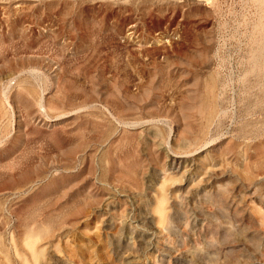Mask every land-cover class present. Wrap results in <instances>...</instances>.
I'll use <instances>...</instances> for the list:
<instances>
[{"label":"rangeland","instance_id":"1","mask_svg":"<svg viewBox=\"0 0 264 264\" xmlns=\"http://www.w3.org/2000/svg\"><path fill=\"white\" fill-rule=\"evenodd\" d=\"M0 264H264V0H0Z\"/></svg>","mask_w":264,"mask_h":264},{"label":"bare ground","instance_id":"2","mask_svg":"<svg viewBox=\"0 0 264 264\" xmlns=\"http://www.w3.org/2000/svg\"><path fill=\"white\" fill-rule=\"evenodd\" d=\"M126 32H127V33H126V37H129V38L131 37V38H132L133 35L136 34L135 26L131 25L130 27L127 28ZM171 33H172V32H171ZM161 35H162V33H161ZM161 35H160V36H161ZM166 36H167L168 39H169V38H170L171 40L173 39L172 36H171L170 34H166L165 36L162 35V39H164V37H166ZM139 38H140V37H139ZM157 38H158V37H157ZM153 39H154V38H153ZM168 39H167V40H168ZM170 39H169V42L171 41ZM165 41H166V40H165ZM166 42H167V41H166ZM170 43H171V42H170ZM165 45H166V44H165ZM147 46H148V45H147ZM148 47H149V46H148ZM149 48H150V47H149ZM157 48H158V46H157ZM136 49H137V48H136ZM149 50H150V49H149ZM42 101H43V100H42ZM40 107H43V104H42L41 102H40ZM44 107H45V106H44ZM43 110H44V109H43Z\"/></svg>","mask_w":264,"mask_h":264}]
</instances>
